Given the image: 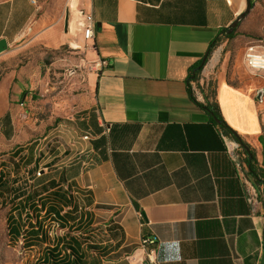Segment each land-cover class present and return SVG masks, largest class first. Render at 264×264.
<instances>
[{
	"label": "crops",
	"instance_id": "crops-1",
	"mask_svg": "<svg viewBox=\"0 0 264 264\" xmlns=\"http://www.w3.org/2000/svg\"><path fill=\"white\" fill-rule=\"evenodd\" d=\"M83 7L95 19L91 40ZM245 8L246 0H0V61L26 59L0 80V115L13 120L9 107L31 104L38 88L50 120L13 153L41 173L28 194L45 207L29 230L56 217L74 235L106 227L117 238L90 242L118 245L111 255L137 245L147 257L156 248L153 264H264V72L247 66L246 46L233 62L209 58L199 81H188ZM83 55L109 65L89 71ZM209 81V98L243 143L191 98L190 84L205 102ZM15 207L19 227L25 213Z\"/></svg>",
	"mask_w": 264,
	"mask_h": 264
},
{
	"label": "rangeland",
	"instance_id": "rangeland-1",
	"mask_svg": "<svg viewBox=\"0 0 264 264\" xmlns=\"http://www.w3.org/2000/svg\"><path fill=\"white\" fill-rule=\"evenodd\" d=\"M4 19H7V16H4ZM9 19L12 20L13 17L9 16ZM263 29L264 0H254L253 7L236 27V35L233 38H227L225 35H221L219 42L209 58H220L222 60L223 56L231 54V61L233 62L234 58H236L237 51L245 50L246 46H255L264 50V37L261 35ZM77 56L79 57V55ZM82 58L84 59V66L91 71L89 65L95 59L86 58L84 55ZM20 59L22 61L16 60L13 62L12 59L0 61V80H2V78L8 73L10 74L13 69L12 67L17 64L23 67L26 65L24 64L26 59L24 57H21ZM78 64H80V61H74V74L76 69L78 70V73H80ZM62 80V84L64 85L62 89H64L69 82L68 76H63ZM38 90V88L33 89V101L31 104H23L19 98L16 101L18 105L15 104L12 107H9L12 108L11 110L14 114L13 120H11L10 117L2 118V115H0V176L1 174L4 175V178L2 177L0 180V264H38L37 258L45 247L44 244L39 242H34V246H30L28 241L31 240V238H29V233H27L29 227L26 229L27 240H25V232L23 231L24 234L16 241L11 237L9 232V217L11 219L10 214L14 215V210L16 208L15 205L25 199L31 190V187L37 185L41 178V173L38 168L34 166L29 169L24 168L25 163L23 162L22 155L17 156V158H14L13 156V153L17 148L16 145H22L30 138H39V136H37L38 134H36L38 133L37 128L42 122L45 124L50 121L45 120L41 116ZM74 92L79 93V90L74 89ZM7 97L8 100L13 103L14 91L12 89L9 91ZM1 106H5L2 101L0 103V107ZM13 108H17L16 111H13ZM70 110L71 109H69V111ZM0 112H4V109ZM56 121L57 120L55 119L51 120L52 124ZM7 122L9 123V127L6 125ZM7 128H10V132ZM29 131L31 133H29ZM27 204L25 207H27L28 210L26 211L25 207L23 208L22 213H25V215L22 216L24 221H21V224H24L25 228L28 222L34 224L31 219L36 215V210L33 212L34 214H31L32 208L28 207ZM37 209L40 210V207H37ZM26 212H28V216L26 215ZM52 218L47 220L42 219L44 225L46 224L45 228H49L54 236L56 234H63L64 229L57 227L56 220ZM111 235L106 231V227L101 225L100 227H94L91 235L81 236L82 238H85V241L92 240L97 242L108 241L112 237L117 238V236H113V234ZM136 246L137 245L124 247L119 252L108 255V257L112 259L124 255L126 258L121 259L119 264H143L144 261L147 260V256L135 251ZM115 250H118V248ZM124 252L125 254H123ZM104 264L113 263L106 262Z\"/></svg>",
	"mask_w": 264,
	"mask_h": 264
},
{
	"label": "trees",
	"instance_id": "trees-1",
	"mask_svg": "<svg viewBox=\"0 0 264 264\" xmlns=\"http://www.w3.org/2000/svg\"><path fill=\"white\" fill-rule=\"evenodd\" d=\"M254 3V0H252ZM239 25V24H238ZM236 28L234 31L229 32L228 27H224L218 36L210 43V46L208 48V51L205 56H207V59L205 63L202 65L203 58L198 60L193 66L189 68L188 73V81L197 82L200 79L201 72L207 63L209 57L211 56L215 46L219 42V38L221 35H225L227 38H233L236 35ZM208 94H205V102H199L196 97L193 94V91L191 89V84L189 86L190 95L191 98L198 103L200 106H202L204 109H206L217 121V123L226 131L230 132L234 137L242 142L241 138L238 136V134L230 128L224 121V119L221 116L220 108L218 103L214 98H209L210 96H214L215 94V88H214V82L209 81L208 83ZM243 143V142H242ZM17 155V154H16ZM29 160H27L28 164ZM250 167L253 173L255 174V163L257 162L255 157L250 158ZM25 163V164H26ZM26 166V165H25ZM4 178V175L1 174V178ZM33 194L37 196V191L34 189ZM34 197L32 195H27L25 199L20 203V206L23 208L27 204L28 207L32 208L31 212H36L39 210L37 209L36 203H32V200ZM31 202V203H30ZM40 202V201H39ZM44 204L40 202V210L44 209ZM25 210L27 211L28 208L25 207ZM52 211H58V209L53 208ZM34 215L38 218L39 213H36ZM26 215L28 216V212H26ZM57 215V214H56ZM57 221L59 224V227L64 229L66 227L60 219H57L56 217L52 218ZM26 221V220H25ZM28 222L26 225V228L24 224L20 225L19 227L12 224V220L9 217V232L11 237L16 241L21 235H23L25 232V240H27L26 237V229L29 226ZM37 223V222H36ZM46 224L44 223L39 224L38 228H32V230H28L27 233H29V238L31 240L28 241L30 245L35 244L34 242H39L41 244L46 243L43 251L41 252V255L37 258L38 264H103L102 259L106 256H108L114 249L118 248V245L116 247H109L108 245L103 246L102 244H98L95 242L85 241V238H82V234L74 235V228L68 227L66 230L64 229L63 234H56L55 236L51 233V230L49 228H45ZM45 228V229H44ZM23 231V232H22ZM82 235V236H81ZM34 240V241H33Z\"/></svg>",
	"mask_w": 264,
	"mask_h": 264
},
{
	"label": "built area",
	"instance_id": "built-area-1",
	"mask_svg": "<svg viewBox=\"0 0 264 264\" xmlns=\"http://www.w3.org/2000/svg\"><path fill=\"white\" fill-rule=\"evenodd\" d=\"M33 4H36L38 0H30ZM81 13L84 16V23H83V36L85 40H91L94 38L95 35V19L92 12L87 11L85 7L81 9ZM245 59L246 64L251 70L264 72V50H261L255 46H248L245 51ZM109 65V62L106 59L97 58L93 60L90 65L89 69L94 72L102 71ZM84 138L88 139L89 135H85ZM57 227L59 224L57 223ZM155 240L150 237H144L142 240L143 245H150L154 244ZM151 254H156V248H153L147 257V260L144 261L143 264H153L155 259L151 256Z\"/></svg>",
	"mask_w": 264,
	"mask_h": 264
},
{
	"label": "water",
	"instance_id": "water-1",
	"mask_svg": "<svg viewBox=\"0 0 264 264\" xmlns=\"http://www.w3.org/2000/svg\"><path fill=\"white\" fill-rule=\"evenodd\" d=\"M254 3L252 0H246V8L229 24L228 31L232 32L238 26L240 21L247 15V13L251 10ZM6 48V42L4 39L0 40V52ZM207 56H204L202 65L205 63Z\"/></svg>",
	"mask_w": 264,
	"mask_h": 264
}]
</instances>
